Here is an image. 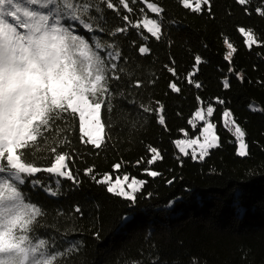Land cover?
<instances>
[{
	"label": "trees",
	"instance_id": "obj_1",
	"mask_svg": "<svg viewBox=\"0 0 264 264\" xmlns=\"http://www.w3.org/2000/svg\"><path fill=\"white\" fill-rule=\"evenodd\" d=\"M148 2L165 10L159 41L142 25L139 30L128 26L127 33L115 37L106 34L125 26L124 15L133 23L145 16L155 18L145 3L129 0L133 11L128 13L114 0L119 16L100 5L104 19L97 22L106 28L104 38L114 40L128 58L127 64L119 65L124 71L117 70L122 78L109 82L114 95L112 112H102V119L110 125L105 144L95 149L82 143L78 116L63 113L24 150L27 159L39 167L50 166L53 148L68 152L72 158L66 163L80 181L75 185L59 178L62 186L56 197L31 183L23 186L44 212L35 231L55 240L60 249L79 242V250L58 258V264H154L157 258L158 264H193V259L196 264H264V111L249 107L254 104L264 109V46L253 45L249 51L237 31L239 26L252 28L264 42V17L255 12L256 7H264V0H251L245 6L235 0H212L215 15L211 18L206 11L198 15L184 9L179 0ZM245 7L251 15L245 14ZM81 34L88 35L83 29ZM225 36L237 48L231 62L224 60L228 51ZM140 46H147L150 52L140 55ZM197 55L200 65L195 64ZM169 68H174L176 75ZM236 73L244 76L243 83ZM137 80L140 88L135 87ZM173 82L179 93L171 91ZM217 97L225 103H218ZM142 104L153 111L143 112ZM208 104L215 109L211 122L216 125L221 147L212 149L203 162L193 161L176 152L174 141L199 135L200 127L194 128L188 121ZM161 105L165 125L158 123L155 111ZM226 108L246 132L247 157L236 155L233 131L223 124ZM150 147L163 156L151 166L147 164ZM116 164L118 170L113 168ZM149 167L161 175L147 176ZM87 168L93 169L91 175H84ZM104 174L112 179L127 174L129 179L147 183L132 204L92 179ZM37 176L45 186L50 182L55 186L52 175L41 172ZM76 204L83 216L74 212Z\"/></svg>",
	"mask_w": 264,
	"mask_h": 264
},
{
	"label": "snow or ice",
	"instance_id": "obj_2",
	"mask_svg": "<svg viewBox=\"0 0 264 264\" xmlns=\"http://www.w3.org/2000/svg\"><path fill=\"white\" fill-rule=\"evenodd\" d=\"M131 2L145 3L147 10L155 18L145 16L133 23L128 15H124L121 18L125 21V26L107 31V36L127 33L128 26L139 30L142 25L152 38L161 40L164 8L148 0ZM179 2L192 13L200 15L206 11L210 18L215 15L212 0ZM235 3L245 6L251 0H235ZM118 4L128 13L133 11L129 0H118ZM100 5H106L107 9L120 15L114 0H0V264H58V258L64 259L79 250V242L73 241L70 246L60 249L55 240L36 233L38 218L44 212L23 190L26 183H31L33 187L42 188L48 195L56 197L62 186L59 178L79 185L80 181L66 163L72 157L68 152L60 153L53 148L55 156L50 166L39 167L27 159L24 150L31 148L44 132L50 130L53 121L63 113H70L74 118L78 116L82 143L100 149L108 139L106 127L110 125L102 119V112L107 110L111 113L113 110L114 93L109 82L122 78L117 70L124 71L119 65L127 64L128 58L123 56L114 40L104 38L106 28L97 22L104 19L100 15ZM140 11L143 12L144 9L141 8ZM244 12L251 15L246 7ZM255 12L264 17V7H256ZM81 29L88 35L81 34ZM237 31L249 51L253 45L264 46V42L258 40L252 28L239 26ZM144 39L147 40L148 37ZM223 42L228 49L224 60L231 62L237 48L226 36ZM132 44L135 46V41ZM149 52L147 46L138 48V53L142 56ZM201 62V57L197 55L195 64L200 65ZM169 71L176 75L174 68H169ZM235 75L241 83L244 82L242 74ZM189 83H193L191 78ZM141 86V82L137 80L135 87ZM195 86L201 87L199 83H195ZM223 86L225 89L229 87L228 80L224 81ZM170 88L172 92H180L174 82L170 84ZM216 100L220 104L225 103L219 97ZM140 107L145 113L153 111L143 104ZM249 107L253 111H264L253 105ZM155 111L158 123L165 125L164 116L160 115L163 106ZM214 111L211 104H208L206 109L200 108L194 112L188 123L195 128L197 122H203V126L199 129L197 138L174 141L181 156H188V149L191 148V159L203 162L210 150L221 147L220 138L214 131L216 125L208 119L213 116ZM222 118L224 126L234 130L236 155L247 157L250 152L245 140V130L237 123L231 110L226 108ZM149 151L152 154L147 160L149 166L163 159L157 148L150 147ZM142 162L143 160L137 163ZM113 168L118 170L120 165L116 164ZM41 172L58 178L54 187L51 182L47 186L43 184L37 176ZM92 173V168L84 170L86 176ZM145 173L153 178L161 175L150 167L145 169ZM30 177L36 178L29 180ZM92 179L97 184L106 185L108 193L132 204L137 200L136 194L147 183L133 178L125 187L124 182L129 180L127 174L123 176V181L117 178L115 182H111L109 174H104L99 179L92 176ZM168 183L171 184L172 181L169 180ZM74 212L83 216L79 204L74 206ZM122 219L127 221L128 218ZM96 236L99 238L98 233ZM158 262L159 258L154 264ZM193 264H196L195 259Z\"/></svg>",
	"mask_w": 264,
	"mask_h": 264
},
{
	"label": "rangeland",
	"instance_id": "obj_3",
	"mask_svg": "<svg viewBox=\"0 0 264 264\" xmlns=\"http://www.w3.org/2000/svg\"><path fill=\"white\" fill-rule=\"evenodd\" d=\"M146 5V4H145ZM153 14V13H152ZM22 30V29H21ZM254 107H256V105H254V104H252ZM200 108H202V107H200ZM199 108V109H200ZM257 108V107H256ZM206 109V108H205ZM212 118V117H211ZM211 118H208L209 120H210V122H211ZM223 124H224V122H223ZM202 127L203 126V122H197V124H196V127ZM195 127V128H196ZM229 129V128H228ZM214 131H215V129H214ZM233 132H234V130H232ZM216 132V131H215ZM199 135H197L196 137H194V138H197ZM182 139H192V138H188V137H184V138H182ZM202 139V138H201ZM175 145V144H174ZM175 149H176V152L179 154V155H181L180 153H179V150L175 147ZM191 151H192V149L191 148H189L188 149V152H189V155L188 156H190V153H191ZM198 151V150H197ZM211 151V150H210ZM184 157H186V156H184ZM196 161H199V160H196ZM55 179H57V177H55V176H53ZM111 178V177H110ZM119 179H121L122 181H123V177H119ZM115 180L116 179H112L111 178V182H115ZM131 180L132 179H129L128 181H126V182H124L125 183V187L127 186V184L128 183H130L131 182Z\"/></svg>",
	"mask_w": 264,
	"mask_h": 264
}]
</instances>
